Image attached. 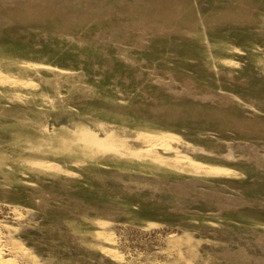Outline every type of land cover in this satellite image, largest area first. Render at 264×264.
Returning a JSON list of instances; mask_svg holds the SVG:
<instances>
[{
    "label": "rangeland",
    "instance_id": "obj_1",
    "mask_svg": "<svg viewBox=\"0 0 264 264\" xmlns=\"http://www.w3.org/2000/svg\"><path fill=\"white\" fill-rule=\"evenodd\" d=\"M263 19L0 0V262L264 264Z\"/></svg>",
    "mask_w": 264,
    "mask_h": 264
},
{
    "label": "bare ground",
    "instance_id": "obj_2",
    "mask_svg": "<svg viewBox=\"0 0 264 264\" xmlns=\"http://www.w3.org/2000/svg\"><path fill=\"white\" fill-rule=\"evenodd\" d=\"M137 140H140V143L142 144V150H145V142L144 141H142V139L141 138H139V137H135ZM140 146V145H139ZM21 250V249H20ZM0 264H10L9 262H0Z\"/></svg>",
    "mask_w": 264,
    "mask_h": 264
},
{
    "label": "crops",
    "instance_id": "obj_3",
    "mask_svg": "<svg viewBox=\"0 0 264 264\" xmlns=\"http://www.w3.org/2000/svg\"><path fill=\"white\" fill-rule=\"evenodd\" d=\"M263 20H264V19H263ZM259 24H263V25H264V21L259 20Z\"/></svg>",
    "mask_w": 264,
    "mask_h": 264
},
{
    "label": "water",
    "instance_id": "obj_4",
    "mask_svg": "<svg viewBox=\"0 0 264 264\" xmlns=\"http://www.w3.org/2000/svg\"><path fill=\"white\" fill-rule=\"evenodd\" d=\"M61 122H64V119H61Z\"/></svg>",
    "mask_w": 264,
    "mask_h": 264
}]
</instances>
